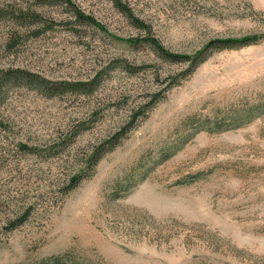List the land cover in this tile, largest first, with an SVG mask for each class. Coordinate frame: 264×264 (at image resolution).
<instances>
[{
  "label": "rangeland",
  "instance_id": "obj_1",
  "mask_svg": "<svg viewBox=\"0 0 264 264\" xmlns=\"http://www.w3.org/2000/svg\"><path fill=\"white\" fill-rule=\"evenodd\" d=\"M52 256L264 264V0H0V264Z\"/></svg>",
  "mask_w": 264,
  "mask_h": 264
},
{
  "label": "trees",
  "instance_id": "obj_2",
  "mask_svg": "<svg viewBox=\"0 0 264 264\" xmlns=\"http://www.w3.org/2000/svg\"><path fill=\"white\" fill-rule=\"evenodd\" d=\"M77 16L80 19L92 22L91 19L84 17V16H81L78 13H77ZM134 21L137 22V20H134ZM256 39H257L256 36H247V37H242L240 39L212 40V41L208 42V44L201 51H199V53L192 59H189V57H185V56H181V55H177V54L167 52L153 38H146V39H144V41L148 42L153 47V49L158 53V55L161 56L162 58H164L170 62L195 60L194 65H192V67H196L199 63H201L203 61V59L206 56L207 51L209 49H211V50L212 49L213 50H223V49H232V48L248 46V45L254 44L256 42ZM29 79L30 78H28V80ZM34 79H36V78H34ZM35 83L40 85V87L44 91H53V90L57 91V90H62V89L63 90L70 89L73 91H78L80 86L81 87L85 86L83 83H80V84H78V83L77 84H69V83L53 84L54 86L52 84H50V86H48L46 81H38ZM101 145L95 147L91 152L90 161H92L93 164H96L98 162L99 158L101 157L102 151L99 150ZM79 180H80V176H77V175L70 176L66 180L67 182L65 184V189L67 191L71 190L73 187H75L79 183ZM30 213H31V207H26L25 209L20 211V214L17 217L10 218L8 220V223L10 225V227L8 228L9 231L16 228L17 226L22 225L28 219ZM17 264H22V263H17ZM30 264H65V263L63 262L61 257L52 256V257L44 258V259L40 260L39 262H33Z\"/></svg>",
  "mask_w": 264,
  "mask_h": 264
}]
</instances>
